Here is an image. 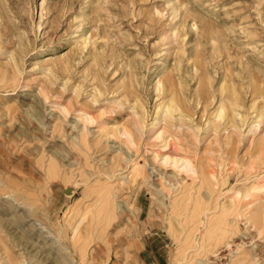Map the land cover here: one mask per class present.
Segmentation results:
<instances>
[{
  "label": "rangeland",
  "instance_id": "1",
  "mask_svg": "<svg viewBox=\"0 0 264 264\" xmlns=\"http://www.w3.org/2000/svg\"><path fill=\"white\" fill-rule=\"evenodd\" d=\"M263 138L264 0H0V264H264Z\"/></svg>",
  "mask_w": 264,
  "mask_h": 264
},
{
  "label": "bare ground",
  "instance_id": "2",
  "mask_svg": "<svg viewBox=\"0 0 264 264\" xmlns=\"http://www.w3.org/2000/svg\"><path fill=\"white\" fill-rule=\"evenodd\" d=\"M84 39V38H83ZM85 40H86V38H85ZM159 75V74H158ZM158 77H160V75L158 76ZM157 79V78H156ZM153 81V80H152ZM160 82V80H159V78L157 79V80H154L152 83L153 84H157V83H159ZM165 108V114H166V116H169L170 118H172L173 117V113L177 110V106L174 104V99L171 97L170 98V100H169V103L168 104H164L162 107H161V109L160 110H163ZM222 112H223V107H220V110H219V116H221V114H222ZM159 124V120H158V118H155V122H152V127H155V129H157V132H156V136H155V139L154 140H156V141H158V142H162V148H166L167 146H169V144H171V143H169V142H171L170 141V138L172 137H168V136H166V137H162V134H163V131H164V127H157L156 125H158ZM116 132H114V130L113 129H107L106 131H105V133H104V137H106L107 139L108 138H113V137H115L116 135ZM117 134L118 135H120V136H124V138H125V140L129 143V144H133L134 143V138H135V135H139V130H138V123L135 121L134 123H133V125H132V129L130 130V129H128V128H125V127H123L122 129H120V130H117ZM170 136V135H169ZM173 138V137H172ZM231 138H232V135L230 134L229 136L227 135V137H226V139H228L227 141L230 143L231 141ZM255 150L256 151H258V152H260V153H264V138L263 139H260L259 140V142H258V144H257V146L255 147ZM164 154V153H163ZM168 156V155H167ZM168 158H164L163 160L165 161V160H167ZM183 161L182 163H179L180 161ZM172 161H173V164L177 167H181L180 169L181 170H184V171H193V169H194V164H192V163H190L187 159H182V158H180V157H174L173 159H172ZM179 163V164H178ZM141 169H139L137 166H133L132 167V173L134 174L133 175V179L131 180V182H134V181H136L137 179H138V177H139V171H140ZM130 182V183H131ZM258 189V192L259 193H264V184H262L261 186H259V188H257ZM121 190H123L124 191V189H121ZM128 190V189H127ZM108 192H109V189H106V194H108ZM120 194H121V192H120ZM185 194H183V196H184ZM200 195H201V193H200ZM112 196H113V198H117L118 197V193H112ZM202 196V195H201ZM105 197H107L106 195L104 196V198ZM188 198V197H187ZM202 198V197H201ZM121 202H123V201H121ZM185 203V202H184ZM199 205V204H198ZM194 212V211H193ZM204 213V212H203ZM203 213H201V214H203ZM196 214H200V213H196ZM198 218V217H197ZM90 232V231H89ZM89 235V234H88ZM218 236V235H217ZM220 236V235H219ZM88 237H90V236H88ZM54 240V239H53ZM82 242H83V240H82ZM86 246H88V245H86ZM66 249V248H65ZM66 253V252H65ZM73 255V257H71L70 256V254L69 253H67L66 255H63L62 256V258H63V263L62 264H64V263H68V261L69 260H73L74 258H79V260H81L82 262L84 261V259H85V255H86V249H85V247L84 246H80V248H79V250H78V253H76V254H72ZM92 255V254H91ZM92 256H94V255H92ZM70 257L72 258V259H70ZM69 259V260H68ZM71 262V261H70ZM87 263V262H86ZM85 263V264H86ZM70 264V263H69Z\"/></svg>",
  "mask_w": 264,
  "mask_h": 264
}]
</instances>
